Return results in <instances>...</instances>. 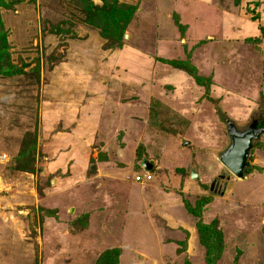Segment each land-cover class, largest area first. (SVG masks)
I'll list each match as a JSON object with an SVG mask.
<instances>
[{
  "label": "rangeland",
  "instance_id": "1",
  "mask_svg": "<svg viewBox=\"0 0 264 264\" xmlns=\"http://www.w3.org/2000/svg\"><path fill=\"white\" fill-rule=\"evenodd\" d=\"M263 29L264 0H0V264H207L200 226L264 264V136L244 179L219 160Z\"/></svg>",
  "mask_w": 264,
  "mask_h": 264
},
{
  "label": "water",
  "instance_id": "2",
  "mask_svg": "<svg viewBox=\"0 0 264 264\" xmlns=\"http://www.w3.org/2000/svg\"><path fill=\"white\" fill-rule=\"evenodd\" d=\"M259 122L254 121L248 127L240 130L233 121L227 120V132L231 144L227 150L220 156L219 160L222 165L237 179L245 178V171L249 167L251 152L254 149V143L259 141L264 135V128H258ZM189 142H184L187 146ZM193 178L198 175L192 172ZM215 184H212V188ZM226 186L223 188L224 193Z\"/></svg>",
  "mask_w": 264,
  "mask_h": 264
},
{
  "label": "trees",
  "instance_id": "3",
  "mask_svg": "<svg viewBox=\"0 0 264 264\" xmlns=\"http://www.w3.org/2000/svg\"><path fill=\"white\" fill-rule=\"evenodd\" d=\"M262 33H263V38H264V29L262 30ZM3 57L1 56L0 54V62L2 61H5L6 58H4V60L2 59ZM259 128H264V114L262 115V118L260 119L259 121V125H258ZM264 136V135H263ZM259 141L255 142L254 143V148H255V145L258 143ZM253 151L254 149L252 150L251 152V156L253 154ZM251 167V165L249 166ZM252 169L248 168L246 171H245V176L249 173H251ZM152 172H154V169L152 170ZM152 180V179H151ZM150 180V181H151ZM149 181V182H150ZM145 182H148V181H145ZM201 224V223H200ZM205 227V226H204ZM209 233H206L205 231H203L202 229V226H200V241L202 242V244H204V246L208 249V260H207V264H216V260L218 259V255H219V251L220 250H216V254H215V257H212V249L213 248V243H212V240L211 238L215 239V242H220L221 244V239H222V233L220 231H218L215 227L213 229H208ZM221 249V247H220ZM218 254V255H217Z\"/></svg>",
  "mask_w": 264,
  "mask_h": 264
},
{
  "label": "built area",
  "instance_id": "4",
  "mask_svg": "<svg viewBox=\"0 0 264 264\" xmlns=\"http://www.w3.org/2000/svg\"><path fill=\"white\" fill-rule=\"evenodd\" d=\"M152 179V176L150 174H146L145 176L141 177V176H137L135 178V182L140 183V182H145V181H150Z\"/></svg>",
  "mask_w": 264,
  "mask_h": 264
},
{
  "label": "flooded vegetation",
  "instance_id": "5",
  "mask_svg": "<svg viewBox=\"0 0 264 264\" xmlns=\"http://www.w3.org/2000/svg\"><path fill=\"white\" fill-rule=\"evenodd\" d=\"M258 128H259V127H258ZM218 185H219V184H217V185L215 184V187L218 188Z\"/></svg>",
  "mask_w": 264,
  "mask_h": 264
}]
</instances>
